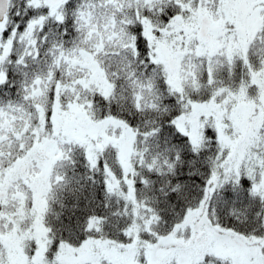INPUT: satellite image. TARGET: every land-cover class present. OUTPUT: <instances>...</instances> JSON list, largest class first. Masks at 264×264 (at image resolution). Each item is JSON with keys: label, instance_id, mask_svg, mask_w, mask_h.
<instances>
[{"label": "snow or ice", "instance_id": "obj_1", "mask_svg": "<svg viewBox=\"0 0 264 264\" xmlns=\"http://www.w3.org/2000/svg\"><path fill=\"white\" fill-rule=\"evenodd\" d=\"M0 264H264V0H0Z\"/></svg>", "mask_w": 264, "mask_h": 264}]
</instances>
